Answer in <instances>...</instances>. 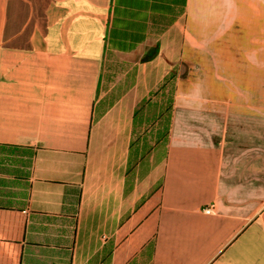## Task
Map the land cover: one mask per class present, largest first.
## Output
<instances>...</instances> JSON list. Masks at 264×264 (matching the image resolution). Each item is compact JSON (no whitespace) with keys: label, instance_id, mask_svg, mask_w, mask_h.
Here are the masks:
<instances>
[{"label":"crops","instance_id":"crops-1","mask_svg":"<svg viewBox=\"0 0 264 264\" xmlns=\"http://www.w3.org/2000/svg\"><path fill=\"white\" fill-rule=\"evenodd\" d=\"M0 264H264V0H0Z\"/></svg>","mask_w":264,"mask_h":264},{"label":"rangeland","instance_id":"rangeland-1","mask_svg":"<svg viewBox=\"0 0 264 264\" xmlns=\"http://www.w3.org/2000/svg\"><path fill=\"white\" fill-rule=\"evenodd\" d=\"M171 92H172V85H170V88H168L166 90V92H163L162 94L158 93L159 95L155 96L154 101H157V103L160 107V110H161V111H158L157 114L161 115L164 113V116L160 121L159 120L156 121L157 124L154 121L152 124V121L147 120L145 128L148 131V133L144 139L145 140L144 144L146 145V148H149V146H153L155 143V140L156 141H160L161 139L165 140L164 135H165V132L167 129L168 116H169L168 109L170 107L171 97L173 96L172 95L173 92H172V94H171ZM149 111H148V115H149ZM161 117H162V115H161ZM140 133H143L142 129L138 132L137 135H139ZM140 135H142V134H140Z\"/></svg>","mask_w":264,"mask_h":264},{"label":"trees","instance_id":"trees-1","mask_svg":"<svg viewBox=\"0 0 264 264\" xmlns=\"http://www.w3.org/2000/svg\"><path fill=\"white\" fill-rule=\"evenodd\" d=\"M175 79V76L173 75V74H171L170 75V77H168V78H166L165 79V81H164V83L162 84V85H160V87H158V89L155 91V92H153L152 93V95H150V102H151V100L154 98L155 99V96H158L159 94H162L163 92H166V90L168 89V88H170V85H172L173 86V80ZM172 92H173V87H172ZM172 92H171V94H172ZM159 93V94H158ZM173 95V94H172ZM148 101V102H149ZM154 101V100H153ZM171 101H172V97H171ZM154 103V105H153V107H151V108H148V110H147V116H148V120L149 121H152V124H153V121L155 120V121H157V120H161L162 118H163V116H164V113L163 114H161L162 115V117H161V115H158L157 113H158V109H156V106L155 105H158V103H157V101H154L153 102ZM145 104H147V102H145L144 103V105H142V108L145 106ZM158 107V106H157ZM171 107V106H170ZM170 107H169V109H168V113H169V110H170ZM150 110V111H149ZM148 111H149V115H148ZM161 111V110H160ZM169 115H170V113H169ZM158 116V117H157ZM160 116V117H159ZM152 119V120H151ZM154 121V122H155ZM168 131H169V116H168V124H167V129H166V132H165V135H164V138L165 139H167V137H168Z\"/></svg>","mask_w":264,"mask_h":264},{"label":"built area","instance_id":"built-area-1","mask_svg":"<svg viewBox=\"0 0 264 264\" xmlns=\"http://www.w3.org/2000/svg\"><path fill=\"white\" fill-rule=\"evenodd\" d=\"M214 211H215V205H211V206L207 207L206 209H204V213L207 215L214 214Z\"/></svg>","mask_w":264,"mask_h":264}]
</instances>
